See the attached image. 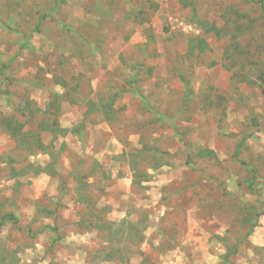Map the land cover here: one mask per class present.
<instances>
[{
  "label": "rangeland",
  "instance_id": "obj_1",
  "mask_svg": "<svg viewBox=\"0 0 264 264\" xmlns=\"http://www.w3.org/2000/svg\"><path fill=\"white\" fill-rule=\"evenodd\" d=\"M261 214L264 0H0V264H264Z\"/></svg>",
  "mask_w": 264,
  "mask_h": 264
},
{
  "label": "trees",
  "instance_id": "obj_2",
  "mask_svg": "<svg viewBox=\"0 0 264 264\" xmlns=\"http://www.w3.org/2000/svg\"><path fill=\"white\" fill-rule=\"evenodd\" d=\"M57 3L59 4V5H63V4H65V0H57ZM43 19L42 18H40L39 19V21H38V23H37V25H36V27H35V30H34V32H33V34H37V33H39V27H40V22L42 21ZM202 28H203V30H205V33H214L215 35H218L220 32H219V30L217 29V28H215L214 26H211V27H208L207 26V24H202ZM32 35V34H31ZM31 35H29L27 38H26V42H25V44L22 46V48H21V50H28V49H30V44H29V40H30V38H31ZM205 47H206V44H204V43H201V45H200V50H204L205 49ZM185 92H186V96H188V90L186 91L185 90ZM132 94L134 95V96H136V92L134 91V90H132ZM53 98H54V101H53V103H57L59 100H61L62 98L60 97V96H58V95H53ZM54 105V104H53ZM106 109H111V107L110 106H107L106 107ZM104 114H107V111L104 113ZM5 123H7V121L6 120H4V124ZM51 126V125H50ZM5 127H6V129H8V130H10L11 132L13 131V130H11V126H10V124L8 123V124H6L5 125ZM55 127V124H53L52 123V126L51 127H44L43 128V125H42V128H39L40 129V131H49V132H53V130L55 129L54 128ZM61 133H62V136H65L66 134H74V132H73V130H61L60 131ZM206 155H213L211 152H209V151H206V152H201V153H199V156L200 157H203V156H206ZM41 169V168H40ZM40 169H38V170H40ZM41 170H43V169H41ZM46 172V171H45ZM53 173V175H56L55 174V172L53 171L52 172ZM50 175V174H49ZM81 186V185H80ZM254 186L255 185H253L252 183H250L249 184V186H248V188H249V190H250V192L253 194V195H257L258 193L254 190ZM81 190H82V188L80 187V188H78V193H80L81 192ZM80 202H82L83 200H84V198H82V197H80V199H78ZM85 200H86V198H85ZM260 217H264V214H261V215H257L256 216V220H258ZM7 222H12V223H14V224H17V219L14 217V216H12V215H6V216H3L2 218H0V227L1 226H3L5 223H7ZM97 219H95V224H91V225H89V227H90V229H92V231L94 230V231H102V232H107L108 234H113V235H115V234H117L120 230H123V225H124V223L122 222V223H120V224H112V223H108V222H105V221H103V222H97ZM256 224H257V221H256V223L255 224H253V226L251 227V231L256 227ZM130 227V226H129ZM119 229V230H118ZM45 230H48V231H51V232H53V233H55V232H57V230L56 229H54V228H50V227H46L45 228ZM251 231H249V233H248V236L249 235H251ZM107 260L109 259V256H107V258H106Z\"/></svg>",
  "mask_w": 264,
  "mask_h": 264
},
{
  "label": "crops",
  "instance_id": "obj_3",
  "mask_svg": "<svg viewBox=\"0 0 264 264\" xmlns=\"http://www.w3.org/2000/svg\"><path fill=\"white\" fill-rule=\"evenodd\" d=\"M110 217L108 218V221L117 222V220L122 221L123 219H126V214L124 212L116 211Z\"/></svg>",
  "mask_w": 264,
  "mask_h": 264
}]
</instances>
